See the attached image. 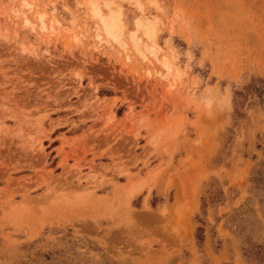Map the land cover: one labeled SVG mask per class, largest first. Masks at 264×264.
Here are the masks:
<instances>
[{"label": "rangeland", "instance_id": "rangeland-1", "mask_svg": "<svg viewBox=\"0 0 264 264\" xmlns=\"http://www.w3.org/2000/svg\"><path fill=\"white\" fill-rule=\"evenodd\" d=\"M106 1L0 0V264H263L264 0Z\"/></svg>", "mask_w": 264, "mask_h": 264}, {"label": "bare ground", "instance_id": "bare-ground-1", "mask_svg": "<svg viewBox=\"0 0 264 264\" xmlns=\"http://www.w3.org/2000/svg\"><path fill=\"white\" fill-rule=\"evenodd\" d=\"M108 1V3H109V0H107ZM106 1V2H107ZM110 3H112V1L110 2ZM110 3H109V5H110ZM106 5H108V4H106ZM108 5V6H109ZM113 5V4H112ZM109 7H112V6H109ZM99 7H96V8H94V11H95V14L97 15V16H99V18H101V20L100 21H102L103 23V25H104V27H105V29L108 31L109 30V32L108 33H113V32H111V29H120L121 28V23H120V21H119V18H118V13L113 9L112 10V12H110L111 14H110V16L107 18V17H103V13H101V11L98 9ZM113 8H114V6H113ZM115 32V31H114ZM117 32V31H116ZM115 34V33H114ZM115 37V36H114ZM85 197V196H84ZM65 202V201H64ZM77 202V201H76ZM75 202V203H76ZM86 202L87 203H91V204H101V203H104V198H99V199H96V200H90V199H86ZM85 201L84 202H82V203H86ZM61 203V202H60ZM65 203H69V202H65ZM79 204H80V202H78ZM66 205V204H65ZM77 205V204H76ZM85 206V205H84ZM95 206V205H94ZM70 207V206H69ZM83 208V207H82Z\"/></svg>", "mask_w": 264, "mask_h": 264}, {"label": "trees", "instance_id": "trees-1", "mask_svg": "<svg viewBox=\"0 0 264 264\" xmlns=\"http://www.w3.org/2000/svg\"><path fill=\"white\" fill-rule=\"evenodd\" d=\"M243 95H244V93H243L242 90H238V91H236V95H235L234 100H233L234 104H239V103H241V99H240L239 97H240V96L242 97ZM197 229L200 230L199 227H198ZM197 238L200 239L199 236H197ZM256 254H258L257 251H256ZM259 261H263V264H264V257H260V258H259ZM104 264H109V263H104ZM111 264H113V263H111Z\"/></svg>", "mask_w": 264, "mask_h": 264}, {"label": "crops", "instance_id": "crops-1", "mask_svg": "<svg viewBox=\"0 0 264 264\" xmlns=\"http://www.w3.org/2000/svg\"><path fill=\"white\" fill-rule=\"evenodd\" d=\"M63 144H65V143H63ZM69 147H63V151L61 152L62 154H63V152H68V149Z\"/></svg>", "mask_w": 264, "mask_h": 264}]
</instances>
